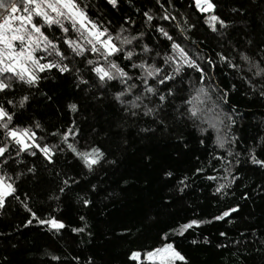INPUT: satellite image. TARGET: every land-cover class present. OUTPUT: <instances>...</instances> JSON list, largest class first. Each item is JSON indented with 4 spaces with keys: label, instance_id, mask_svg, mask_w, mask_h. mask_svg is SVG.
<instances>
[{
    "label": "trees",
    "instance_id": "16d2710c",
    "mask_svg": "<svg viewBox=\"0 0 264 264\" xmlns=\"http://www.w3.org/2000/svg\"><path fill=\"white\" fill-rule=\"evenodd\" d=\"M213 2L217 5L216 14L229 25L220 33L208 29L204 14L197 12L193 0H173L177 11L172 14L178 21L184 23L179 15L183 13L187 23L195 25L185 33L189 41L176 30V22H166L165 26L190 53L198 48L202 54L198 62L206 70L205 81L216 89L211 92V101H206L202 107L211 108L215 103L235 119L230 131L238 140L231 150L242 155L239 164L228 157L238 178L225 189L226 194H214L218 184L227 182L223 179L224 165L215 159L217 155H225L224 150L215 146L216 131L203 124L205 131L201 133L196 127L200 121L176 118L177 109L186 111L183 101L200 86L199 73L195 70L185 69L186 75H181L183 83L181 80L168 83L176 95L165 105L164 124L144 116L142 109L136 118L126 115L112 98V93L120 90L118 82L105 89L103 98L97 101L78 89L71 76H60L53 70L48 79L39 82V90H33L32 101L22 119L24 122L30 118L39 120L44 133L38 135L64 130L75 120L79 143L99 146L107 160L115 163H101L89 173L69 153L58 154L52 165H46L39 155L22 154L27 164L19 167L13 164L10 168L25 171L27 166L35 165L37 171L35 176L27 174L16 182V195L21 200L26 195L30 197L29 207L41 218L55 215L67 227L60 233L50 232L35 222L25 227L28 213L17 200L9 198L6 209L0 211V264H75L72 256H79L82 264L89 256L95 264H135L128 260L130 251L150 250L169 229L189 219L210 220L237 204L240 210L229 218L202 224L189 229L182 237L173 235L170 239L186 256L188 264H264V252L258 251L264 247L260 244L264 241V169L251 164L243 155L249 146L264 137V98L245 82L251 79L250 72L229 68L217 56V53L223 54L242 69L246 65L240 53L253 60L260 59L264 48V0ZM152 4L153 0H134L131 6L124 2L119 10H111L103 0H94L89 15L103 23L111 21L113 32L119 30L122 17L130 15L136 21L132 27L141 31L144 24L141 12ZM184 27L186 29L187 25ZM158 35L154 29L147 31L143 43L153 48L152 56L159 52L163 57L169 50L168 42L162 37L157 39ZM208 59L214 63L208 65ZM77 66L84 68L83 63ZM253 83L258 89L264 80L257 78ZM159 87L166 91L163 86ZM22 91L18 88L15 95L19 96ZM224 92L228 93L226 102L222 99ZM42 93L53 97L51 102ZM69 102L78 104L76 113L68 111ZM145 103L148 104V100ZM142 128L149 131L141 132ZM221 128L229 131L225 126ZM58 139L48 137L47 142L54 144ZM256 151L260 154L258 158L264 159V146L257 144ZM197 168H202L203 172L197 173ZM166 171H171L172 177H165ZM184 176L188 177L187 187L179 192L178 181ZM207 176L217 179L207 180ZM66 177L79 183L72 184L60 201L48 200L49 194L56 191ZM93 185H96L95 191H92ZM245 193L247 199H244ZM84 195L92 200L88 208L76 199ZM81 215L85 216L88 229L84 234H74L71 228L83 226L79 220ZM125 229L128 231L124 232ZM121 232L124 234L118 235ZM221 232L226 235L220 236ZM205 237L208 243H204ZM192 240L197 243H191ZM51 255L59 256L60 260H51Z\"/></svg>",
    "mask_w": 264,
    "mask_h": 264
},
{
    "label": "snow or ice",
    "instance_id": "6c2138e0",
    "mask_svg": "<svg viewBox=\"0 0 264 264\" xmlns=\"http://www.w3.org/2000/svg\"><path fill=\"white\" fill-rule=\"evenodd\" d=\"M124 2L131 6L134 0H103L106 8L111 10H119ZM193 2L197 12L204 14V24L212 33H220V30L228 28L227 21L216 14L217 5L213 0H193ZM93 6L94 0L87 2L86 0H0V211L6 209L9 198L17 200L28 213V219L24 222L25 227L35 222L50 232L60 233L67 225L55 215L41 218L29 207L27 201L30 197L26 195L21 200L16 195V182L27 174L35 176L37 171L35 165L27 166L25 171H14L10 168L13 164L17 167L27 164V161L21 158L22 154L32 157L39 155L46 165H52L58 154L69 153L89 173L95 171L101 163H115L107 160L105 152L99 146L79 143V129L75 120L64 130L44 135H38L44 133V126L39 120L30 118L24 122L22 117L25 116L27 106L32 101L33 90L38 91L39 82L48 79L53 70L60 76H71L78 89L97 101L103 98L105 89L118 82L121 86L120 90L112 93V98L123 107L124 113L136 118L141 115L142 109L144 116H151L160 124H164L165 105L169 98H174L176 95L174 90L168 87V83L181 80V75H186L185 69L195 70L199 73L200 86L183 101L186 111H179L178 108L179 115L176 118L187 117L193 122L200 121L201 124L196 127L201 133L205 131L203 124H208L216 131L215 146L224 150L225 155H217L215 159L224 165L223 179L227 182L218 184L214 194H226L225 189L230 188L238 178L232 171L231 160H228V157H232L235 163L239 164V157L242 155L231 150L238 140V137L230 131L235 119L231 114L222 112L215 103L211 108L202 107L206 101H211V92L216 91L205 81L206 70L198 62L202 54L198 48L190 53L170 34L165 23L176 22L175 28L185 41L190 40L185 34L186 31L193 29L195 25L187 23L183 13L179 15L184 23L178 21L177 16L172 14L177 11L173 0H153L152 7H145L142 12L140 8H136L137 12H141L144 21L143 30L137 31L132 27L136 21L130 15H125L122 17L123 23L119 30L113 32L110 30L111 21L103 23L101 19L91 18L89 12ZM157 20L160 23H157ZM153 29L159 34L157 39L162 37L168 42L169 50L163 57L159 52L152 56L153 48L143 43L146 32ZM192 43L195 44L194 41ZM217 56L229 68L250 72L251 79L245 82L254 91H259L260 97L264 98V84L257 89L253 83L257 78L264 80V48L261 49L259 60H253L246 54L240 53V58L246 65L244 69L221 53H217ZM78 63H83L84 68L78 67ZM206 63L212 65L214 62L208 59ZM85 75L88 79L84 78ZM159 86H163L166 91H161ZM18 88L23 90L19 96L15 95ZM42 95L49 102L53 99L46 93ZM227 95V92L222 94L225 102ZM129 96L132 99H127ZM145 100L149 103L146 104ZM67 109L76 113L78 104L69 102ZM213 112V115H209ZM225 121L228 122L227 125L224 124ZM221 126L227 127L229 131H222ZM140 131L147 132L149 129L142 128ZM48 137L59 139L57 143L50 144L47 142ZM257 144L264 146V137L249 146L243 155L248 162L264 169V159L258 158L260 154L256 151ZM196 172H203V169L197 168ZM172 175L171 171L164 172L165 177ZM206 179L216 180L217 177L207 176ZM187 180L188 177L184 176L178 181L177 191H184ZM78 183L70 177L62 179L58 189L49 194L48 200L60 201L70 186ZM95 190L96 185H93L92 191ZM76 199L84 208L92 204V200L87 195L77 196ZM244 199H247V193ZM239 210L240 206L237 204L210 220L189 219L162 233L160 243L156 247L147 251H130L128 260L135 264H144L145 261L148 264H177V262L188 264L186 256L177 249L170 237L173 235L182 237L189 229L199 228L202 224H210L213 221H223ZM79 220L83 226L71 228L74 234H84L88 229L85 216L81 215ZM124 232L118 235H123ZM88 235L91 236V233L88 232ZM225 235L224 232L220 233L222 237ZM191 243L196 244L197 241L192 240ZM204 243H208L207 237ZM260 244L264 246V241H260ZM258 251L264 252V247ZM51 260L57 261L60 257L51 255ZM71 260L75 261V264H82L79 256H72ZM83 264H95V261L89 256Z\"/></svg>",
    "mask_w": 264,
    "mask_h": 264
}]
</instances>
